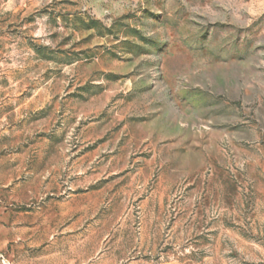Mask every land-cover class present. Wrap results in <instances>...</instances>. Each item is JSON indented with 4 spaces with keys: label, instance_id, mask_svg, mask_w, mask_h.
<instances>
[{
    "label": "rangeland",
    "instance_id": "1",
    "mask_svg": "<svg viewBox=\"0 0 264 264\" xmlns=\"http://www.w3.org/2000/svg\"><path fill=\"white\" fill-rule=\"evenodd\" d=\"M0 264H264V0H0Z\"/></svg>",
    "mask_w": 264,
    "mask_h": 264
}]
</instances>
